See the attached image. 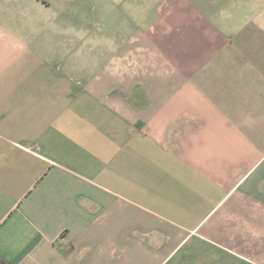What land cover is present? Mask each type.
Segmentation results:
<instances>
[{"label":"crops","instance_id":"0c3cea01","mask_svg":"<svg viewBox=\"0 0 264 264\" xmlns=\"http://www.w3.org/2000/svg\"><path fill=\"white\" fill-rule=\"evenodd\" d=\"M0 264H264V0H0Z\"/></svg>","mask_w":264,"mask_h":264}]
</instances>
